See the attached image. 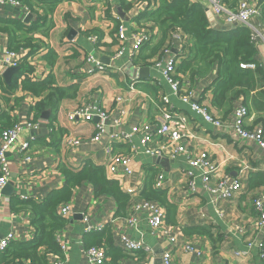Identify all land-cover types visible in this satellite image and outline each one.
I'll list each match as a JSON object with an SVG mask.
<instances>
[{
	"label": "crops",
	"instance_id": "1",
	"mask_svg": "<svg viewBox=\"0 0 264 264\" xmlns=\"http://www.w3.org/2000/svg\"><path fill=\"white\" fill-rule=\"evenodd\" d=\"M241 2L258 11L250 19L253 42L258 50V64L249 65L253 66L252 70H258L255 90L232 100V108L224 112L225 107L216 110L210 103L216 65L209 68L204 76L195 79L194 83L188 80L187 74L182 76L175 70L173 75L177 78L174 79L180 93L189 92L194 102L203 104L212 116L220 119L218 127L192 111L191 104L183 103L164 76L166 63L174 60L176 68L182 50L188 46L186 35L179 30L169 31L163 46L167 48L156 51L157 55L148 61L149 65L144 64L143 58L149 52L147 49L141 52L142 48L157 45L160 40L156 26L138 25L134 20L146 10L144 2L131 0V9L127 14L122 13L120 0H65L59 3L52 15L53 28L47 38L39 32L32 35L40 51L36 55H25L23 60L34 69L31 80H43L51 74L58 87L75 85V96L60 101L53 111L47 109L43 111V117L41 113L34 120L31 108L40 98L22 91L20 87L11 92L7 90L20 67L9 83L2 77L4 70H0V132L4 130L1 127L7 126H2L4 122L21 126L31 121L38 123L37 130L24 127L6 155L11 184L9 195H5L0 237L8 232L14 233L17 242L30 241L34 237L30 225L32 212L29 209L12 212L10 202L13 197L19 201L41 203L49 195L64 189L65 180L59 171L62 164L72 171L81 169L87 161L103 166L105 147L112 145L113 154L130 158L132 173L127 176L110 174L104 168L107 179L116 181L124 193L127 189L137 191L138 195L126 194L129 203L140 202L139 194L149 176L148 170L162 173L163 181L159 189L167 192L170 203L176 208L175 224H166L165 213L160 228L153 230L149 213L140 211L135 216V226H130L127 218L131 210L128 209L126 216L117 217L114 202L110 198L94 197L91 187L84 184L73 192L69 202L71 214L66 218L68 226L56 234L66 243V249H60L65 264H85L87 249L83 246V237L99 233L105 227L111 229L116 246L122 247V238H127L133 241L143 239L149 247L144 252V259L131 256L122 264H163L164 257H168L171 264H261L258 249H249L247 243L264 242V233L256 226L257 215L253 206L254 200L264 194V188L248 190L247 180L251 174L264 175V146L257 140L241 136L233 121L234 110L239 106L246 107L248 115L244 120V129L255 135L260 133L264 143V58L259 51L264 39V21L260 15L263 4L260 0H237L235 6ZM119 12L124 18L119 16ZM27 14L28 11L19 2L15 5L0 3V21L20 20L28 24L24 22ZM113 20L122 27V41L115 40L117 30L115 32ZM142 32H146L150 39L133 54L132 46ZM90 38H95L96 43L93 44ZM7 41V35L0 33V60L4 51L8 50ZM50 51L56 54L52 65V57L45 58ZM89 54L102 64V59H106V65L112 67L105 73L90 74L94 64L87 60ZM142 68L148 69L146 77L140 74ZM20 81L18 79V86ZM163 97L168 100L166 108L172 116L183 115L186 118L183 124H177L182 132L178 145L186 150L184 153L174 155L162 137L142 145L140 139L143 133L131 132L132 127L144 123L155 128ZM87 104L98 106L107 114L105 131L96 142L92 138L96 134L94 125L97 118L90 123L69 121L67 118L70 112ZM70 134L80 139L79 145L72 150L63 146L64 136ZM120 134H129V141L112 139V136ZM26 142L29 145L24 152L21 149ZM161 147L165 148L158 156L154 151ZM202 153L217 166L210 185L218 181H224L226 185L238 181L240 191L237 194L217 199L206 190L202 180L203 169L190 166V161ZM26 156L29 161L25 160ZM88 227L100 229L87 232ZM198 228L207 234L197 232ZM190 247L192 250H189ZM236 251L247 254L237 258L233 256Z\"/></svg>",
	"mask_w": 264,
	"mask_h": 264
},
{
	"label": "trees",
	"instance_id": "2",
	"mask_svg": "<svg viewBox=\"0 0 264 264\" xmlns=\"http://www.w3.org/2000/svg\"><path fill=\"white\" fill-rule=\"evenodd\" d=\"M22 7H25L32 16L28 24L20 20L0 21V33L6 34L8 38L7 48L10 51L28 50V56L37 53L40 50L38 43L32 38L34 33H41L47 38L49 31L53 28L52 15L57 5L65 0H15ZM122 13H128L131 9V0H120ZM146 5V10L134 18L138 25L156 26L160 34V40L156 45H145L149 54L143 58L145 65L156 56V51H163L166 38L169 31H181L188 38V46L183 49L176 65V74L187 78L191 83L195 79L204 76L209 68L217 66V74L212 80V90L210 103L216 110L223 109L224 112L232 108L231 102L240 96L245 97L256 88L257 69L241 65H257L258 50L253 42L252 29L241 25L232 24L227 26L221 21H215L208 16L206 8L197 2L191 0H140ZM224 6L234 10L237 6V0H221ZM260 13L264 21V0ZM154 6L155 8H150ZM115 32L120 28L118 22L114 21ZM143 23V24H142ZM219 26V27H217ZM222 26V27H221ZM116 37V38H115ZM117 41V36H115ZM163 48V49H162ZM162 49V50H161ZM184 52V54H183ZM141 56V55H140ZM52 57L50 64L55 61L56 54L53 51L47 53L45 58ZM139 57V56H138ZM27 58V57H26ZM20 71L15 75L12 85L7 87L10 92L17 87L36 98L38 102L32 106L35 114L34 120H37L40 114L47 110H54L60 101L73 98L76 94L75 85L69 87H58L54 77L49 74L43 80H31L34 69L26 60L20 62ZM257 67V66H256ZM177 79L173 76V79ZM18 79H21L18 86ZM174 79V81H176ZM53 119V118H52ZM50 121V120H48ZM36 122V121H35ZM1 129L12 127L4 122ZM66 136V135H65ZM62 178L65 180L64 189L55 192L46 197L41 203L34 201H19L12 198L10 210L19 212L29 209L32 212L30 225L33 228V239L26 242H11L0 253V264H50L48 255H57L62 258V252L56 241V234L68 226V220L58 214V208L71 202L73 192L88 184L93 196L96 198H110L117 207L115 215L124 217L130 207L129 197L122 192L116 181L107 179L104 167L94 165L87 161L77 171H72L66 165L62 164L59 168ZM149 176L145 181L144 187L139 196L144 201L156 203L165 209L166 224H175L176 208L170 203L167 192L154 187V181L157 172L148 170ZM259 187L264 188V175L251 174L247 180V189L253 190ZM197 232L207 234L206 232L196 230ZM83 246L85 249L96 247L102 249L105 256L104 264H122L124 260L131 256L138 259H144L145 253L127 252L124 248L116 246L114 236L109 227L103 231L83 237ZM261 264H264V259Z\"/></svg>",
	"mask_w": 264,
	"mask_h": 264
},
{
	"label": "built area",
	"instance_id": "3",
	"mask_svg": "<svg viewBox=\"0 0 264 264\" xmlns=\"http://www.w3.org/2000/svg\"><path fill=\"white\" fill-rule=\"evenodd\" d=\"M192 2H197L202 4L208 11L211 13L212 17L215 18L216 21H221L226 25L232 24H241L251 29L250 19L257 15L258 11L256 8L252 6H248L245 2H241L237 5L234 10L228 9L223 5L221 0H191ZM0 3H10L12 5L18 4L15 0H0ZM137 36L135 43L132 46V53H136V51L146 44L150 39V36L146 32H142ZM117 38L119 41L123 40L122 27L120 26L117 34ZM90 41L94 44L96 43L95 38H90ZM165 47L163 51L166 49ZM183 48V46H182ZM181 48V49H182ZM40 51V50H39ZM38 51V52H39ZM183 51V50H182ZM259 51L261 52L264 58V39L262 40V44L259 46ZM37 52V53H38ZM4 57L0 60V70L3 71L7 68H15L19 67L20 62L24 59L25 55L28 54V50L23 51L22 53H16L10 50L4 51ZM35 53L34 55H36ZM182 53V52H181ZM184 54V52H183ZM28 57V56H27ZM87 60L94 64V68L90 70V74L97 73H105L112 66H108L102 64L98 59H96L93 54H89L87 56ZM175 61L170 60L166 63L164 68V76L167 79L168 83L171 85L173 91L178 94L180 100L183 103L191 104V109L196 114L200 115L203 120L208 123H211L215 126H220V119L212 116L207 107L201 103L194 102L192 100L191 94L180 93L179 86L176 81L173 79V75L175 72ZM156 65L155 67H157ZM242 68L253 67L247 65H241ZM163 106L159 109V119H157V124H155V128H152L149 123H144L141 126H134L131 129L132 134H140L143 133L140 143L142 145L147 144L153 138L162 137L168 143L166 147L172 148V153L174 155L179 153H184L186 150L178 145V142L182 138V132L177 124H183L186 121V118L183 115H178L176 117L172 116L170 111L167 110L166 106L168 104L167 98H162ZM248 115L247 108L244 106H239L236 110H234V127L236 131L243 137L257 140L261 146H264V143L261 142L262 138L260 133L257 135L250 133L244 129V120ZM69 121H79L83 123H90L94 118H97V122L94 125L95 128V136L92 138L94 142L99 140V137L104 133L106 128L107 114L104 110L99 108L98 106H91L89 104L83 105L79 108H76L72 112L67 115ZM117 123V122H116ZM26 127L30 130H37L38 123L35 121H31L26 123L24 126L19 124H15L8 129H4L0 132V220L2 211L5 203V194L4 189L6 185L10 181V167L7 162V152L14 146L17 142L20 132L23 128ZM112 139L118 142H128L130 139L129 134H120L118 136H112ZM80 143V139L76 136H64L63 146L67 149H74ZM29 143L26 142L22 146V151H26ZM165 147H161L158 150H155L154 153L158 156L161 155V150ZM112 145H107L105 147L106 160L103 164L105 171L110 174L120 173L124 176L130 175L132 173L131 169V160L129 157L120 154L112 153ZM29 157H25L26 161H29ZM190 166L194 169H203V183L208 192H210L217 199H227L232 197L234 194H237L240 191L238 181H234L233 183L226 185L224 181H218L214 185H210V182L213 177V173L216 171V167L210 160L207 158L206 154H200L194 159L190 161ZM191 176V173H188ZM163 175L162 173H158L155 178L154 187L159 189L162 185ZM126 193L134 196L138 195L137 191L133 189H127ZM254 211L257 215L256 226L259 230L264 233V194H260L253 202ZM129 210H131V214L127 218V223L130 226H135L136 224V215L140 211H146L149 213V223L153 230L159 229L164 218L165 210L163 207L156 203H152L149 201H140V202H130ZM58 214L62 218H67L71 214V206L70 203L60 206L58 208ZM85 220V218L83 219ZM92 229H100V227L92 228L88 227L86 229L87 232H91ZM59 235V234H58ZM56 236V241L62 251L66 249V243L64 240H61L59 236ZM11 242H17L15 239V235L13 232H8L6 235L0 237V253L5 250V248ZM122 247L127 252H138V251H148L149 247L145 244L143 239L138 241L129 240L127 238H122ZM249 249L257 248L258 249V257L260 259H264V242H253L250 241L247 243ZM189 250H192L190 247ZM245 252L236 251L233 253L234 257L239 258L242 255H246ZM86 255V263L85 264H104L105 256L102 249L96 247H90L85 252ZM50 259V264H65V261L60 257H56L53 255H48ZM163 264H171L168 257H164Z\"/></svg>",
	"mask_w": 264,
	"mask_h": 264
},
{
	"label": "water",
	"instance_id": "4",
	"mask_svg": "<svg viewBox=\"0 0 264 264\" xmlns=\"http://www.w3.org/2000/svg\"><path fill=\"white\" fill-rule=\"evenodd\" d=\"M207 10V12H208V16L209 17H211L213 20H215V18H213L212 17V15H211V13L208 11V9H206ZM119 14V16L121 17V18H124L123 16H122V13L121 12H119L118 13ZM31 15L30 14H27V16H26V18L24 19V22L25 23H29L30 22V20H31ZM216 21V20H215ZM102 62L106 65L108 62H107V60L106 59H102ZM19 70V67H15V68H7V69H5L4 70V72H3V74H2V77L4 78V81L6 82V83H9V81L11 80V77L13 76V74H15L17 71ZM140 74H141V76H144V74H145V77L148 75V69L147 68H142L141 70H140ZM143 74V75H142ZM44 116V112H42V114H41V117H43ZM11 184V180L9 181V183L6 185V187H5V189H4V194L5 195H9V193H8V189H9V185Z\"/></svg>",
	"mask_w": 264,
	"mask_h": 264
}]
</instances>
